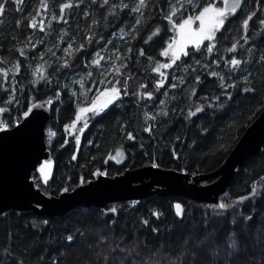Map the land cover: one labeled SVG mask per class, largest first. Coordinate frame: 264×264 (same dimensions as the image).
<instances>
[{
  "label": "trees",
  "instance_id": "obj_1",
  "mask_svg": "<svg viewBox=\"0 0 264 264\" xmlns=\"http://www.w3.org/2000/svg\"><path fill=\"white\" fill-rule=\"evenodd\" d=\"M44 2L47 11L41 0H25L15 11L10 0L0 18V107L5 109L0 124L11 129L34 105L50 108L46 131L56 133L48 143L52 173L47 184L36 171L32 175L48 197L154 164L192 177L212 175L264 111V25L255 19L247 33L242 27L252 12L264 18V1L247 0L216 34L212 53L206 51L209 41L199 51L192 46L175 65L161 68L163 77L154 69L171 64L163 53L175 38L166 16L180 9L172 17L178 24L211 0H149L142 13L131 11L138 0H123L128 5L123 10L113 7L121 0L105 6L102 0H71L73 8L64 11L67 23L59 16L60 5L69 0ZM33 17L36 28L29 27ZM233 44L237 51L230 53ZM97 52L104 57L99 66L92 63ZM231 58L241 65L233 69ZM162 79L164 86L157 88ZM113 87L120 89L115 102L76 122L81 108ZM149 92L151 99L141 95ZM198 107L203 111L189 117ZM129 133L135 139H128ZM117 152L123 155L116 157ZM97 171L106 174L96 176ZM254 190L253 198L233 207ZM177 203L182 216L176 215ZM220 203L230 207L219 209ZM0 264H264V146L237 170L217 204L155 194L104 208L79 207L60 217L10 210L0 216Z\"/></svg>",
  "mask_w": 264,
  "mask_h": 264
},
{
  "label": "water",
  "instance_id": "obj_2",
  "mask_svg": "<svg viewBox=\"0 0 264 264\" xmlns=\"http://www.w3.org/2000/svg\"><path fill=\"white\" fill-rule=\"evenodd\" d=\"M233 2L234 0H228L229 4ZM244 2L245 0H240L237 9ZM50 112L49 107L36 106L18 126L0 131V216L10 210H18L60 217L79 207L104 208L112 203L137 202L155 194L179 195L196 202L217 204L220 195L225 193L233 181L237 170L247 160L258 155L264 146L263 111L225 164L212 175L192 177L175 170L144 167L129 170L113 178L101 176L98 180L59 198L48 197L37 189L32 175L41 162L51 159L45 137ZM21 145L27 147L25 152ZM209 180L215 182L202 185V182ZM158 186L165 190L162 192L161 188H157V193L153 191ZM254 196L252 194L239 199L233 207Z\"/></svg>",
  "mask_w": 264,
  "mask_h": 264
},
{
  "label": "snow or ice",
  "instance_id": "obj_3",
  "mask_svg": "<svg viewBox=\"0 0 264 264\" xmlns=\"http://www.w3.org/2000/svg\"><path fill=\"white\" fill-rule=\"evenodd\" d=\"M10 2V0H0V18H2L5 14V5L8 4ZM93 2L95 3L96 0H93ZM148 2L149 0H138V3L136 4V6L134 8L131 9V11L136 12V13H142L147 7H148ZM11 3L17 5V7L15 8V11H21V7H19L20 5H23L25 3V0H11ZM189 3H191V0H189ZM109 4V0H102L101 6H105ZM240 5V0H234L233 3L229 4L228 0H222V6H217L216 5V0H212L211 3L206 4L205 6L202 7V9L199 11V13L197 15H195L194 17L189 15L187 18H185L183 21H181L179 24H177L172 17L176 16L177 12L180 10L176 7L173 8L171 15L166 16V19L173 24V28L174 29H178V36H179V40H176L175 38H173V41L170 42L168 44V50H166L163 55L165 57L169 56V53H171V64L165 63V64H161L158 65L154 70L159 73L162 77L164 76V73L161 72V68L164 69H168L170 67H172V65H175L177 61H179L181 59V56H187L189 53L186 50L188 45H192L194 47V49L196 51L200 50V47L202 45V43L204 41H209V46L207 47L206 51L208 53H212L214 48L216 47V45L214 43H211L212 41H214L216 39V34L218 32H220L223 28L224 25L226 23V21L229 19V16L231 14H235L237 11V7ZM40 7L44 10L47 11V4L44 2V0H41V5ZM76 7H79V3L76 4ZM114 8H120L121 10L128 8V5L126 3H123V0H121V2L119 4H115L113 5ZM182 7V5H181ZM73 8V3L71 2V0H69V2H65L62 3L60 5V13L61 15L59 16V20L67 23V20L64 17V11L65 9H71ZM37 15H40V13L38 12ZM53 20H56L57 17L56 16H52ZM255 19H259V23L261 25H264V18H260L257 17L256 12H252V14L247 15L246 18L243 19V29L245 30V32L247 33V30L250 27V23L254 22ZM198 21V27H196L195 29H193L192 25ZM50 26V25H49ZM29 27L32 28H36L37 27V20L35 17H33L30 21ZM39 29L40 31H44V21L43 19H41L40 24H39ZM156 32H159V29H156ZM152 37L149 36L148 40H150ZM91 39V38H89ZM244 39H247V35L244 36ZM148 40H146L145 42L147 43ZM29 42H31V37H29ZM83 45H80V49H83ZM72 48V45L69 44L68 47L64 50L66 54H68L69 50ZM18 51L20 52V55L23 56L25 55V52L23 49H18ZM129 52H131V49H128ZM228 52H235L237 51V46L236 44H233L232 47H230L229 49H227ZM140 55H144V51L143 49L140 50ZM96 56L99 57V59L93 60L92 63L99 66L100 61L104 59L103 56H100V53L97 52ZM227 63L233 68H237L241 65V60L236 59V58H231L230 60L227 61ZM217 64H219V61H217ZM67 66V62H65V65ZM17 68L19 67V65L17 64L16 66ZM114 71L117 72V74H119V70L118 69H113ZM213 76H218L219 74L216 72H212L211 73ZM5 75H7V73H5ZM91 75V74H89ZM221 79H223V77H221ZM196 82L199 83V77L196 78ZM116 83H119V81H117ZM83 82H81V87H83ZM164 86V80H160L157 83V88L163 87ZM172 87H176L175 84L172 85ZM230 87H235V85H230ZM244 92H251L254 91V89L252 88H244L243 89ZM110 92L113 94L114 99H118L119 98V94H120V89L113 87L110 89ZM108 91L101 93V95H108ZM194 94V93H193ZM141 95H144L146 98L151 99L152 98V93H142ZM98 99V98H97ZM48 103H51V101H48ZM107 105H105L106 107ZM35 107V105H34ZM5 109L0 108V112H4ZM203 108H197L195 111H190L188 113L189 117L191 116H195L197 115L198 112H202ZM91 112L94 116L95 115H100L101 114V110L97 109V105L96 102L93 101L91 107L88 108H81L80 109V113H88ZM27 115V113H26ZM164 115H167V113H164ZM81 120V116L77 115L76 117V122H79ZM71 127H75V124H73ZM84 128L88 127L87 122L85 121L83 124ZM0 130H7V125L6 124H0ZM145 131H151L150 128H146ZM50 136H55L56 133L54 132H50L49 133ZM128 139H135V137L132 136L131 133L128 134ZM76 144L79 145L80 144V140L77 138L76 139ZM123 154L121 152H117L116 153V157H121ZM116 157L113 156H109L108 159H116ZM73 159H75V156L73 157ZM117 162H120L119 160H117ZM51 165V161H46L44 162V164L39 168V172L41 174H43V182L45 184H47L48 182V176L46 173V169L48 167H50ZM153 167H158V165H153ZM106 173L101 172V171H97L94 175L96 176H101V175H105ZM81 183H83V181H81ZM64 192H68V188H64L63 189ZM253 195H255V190L253 191ZM175 210H176V215L177 216H182L183 215V208L181 206V204L177 203L175 204ZM219 209H227L230 207V205L225 204V203H220L218 205ZM111 211L113 213L116 212V209L113 208L111 209ZM154 216H156L157 218L160 217L161 213L159 212H154L153 213ZM249 219H251V217H249ZM145 224H148V221L145 220L144 221ZM68 241H72L73 237L72 236H68Z\"/></svg>",
  "mask_w": 264,
  "mask_h": 264
},
{
  "label": "rangeland",
  "instance_id": "obj_4",
  "mask_svg": "<svg viewBox=\"0 0 264 264\" xmlns=\"http://www.w3.org/2000/svg\"><path fill=\"white\" fill-rule=\"evenodd\" d=\"M211 2H212V0H211ZM210 2V3H211ZM216 5L217 6H222V0H216ZM202 9V8H201ZM201 9H199L195 14H186L185 15V17L181 20V21H183L185 18H187L189 15H191V16H195V15H197L198 13H199V11L201 10ZM180 21V22H181ZM179 22V23H180ZM178 23V24H179ZM198 24H199V22L198 21H196L193 25H192V27H193V29H195L196 27H198ZM175 39L176 40H179V36H178V29H175ZM206 42H208V41H204L203 43H202V45H204ZM201 45V46H202ZM190 47H192V45H188L187 46V48H186V50L188 49V48H190ZM168 50V49H167ZM168 58H170L171 59V53H169V56H168ZM106 91H108V95H101V93H104V92H106ZM100 93V95H99V97H98V99H96L95 100V102H96V105H97V109H99V110H101V111H103V110H105L106 108H108L113 102H115L117 99H114V97H113V94L110 92V89H107V90H105V91H102ZM120 95V94H119ZM105 105H107L106 107H105ZM1 108V107H0ZM1 113L2 112H0V115H1ZM84 114L85 113H80L79 115L81 116V119H83L84 118ZM14 121V120H13ZM12 121V122H13ZM2 124H6L7 125V127H8V123H2ZM75 126H77V124L75 125ZM73 129H76V128H73ZM51 131H45V137H46V140H47V146H49V142H51L54 138H55V136H50L49 135V133H50ZM47 160H45V161H43V162H41V164L38 166V169H37V171H36V173H37V176H39V177H42L43 179H44V177H43V174H41L40 172H39V168L44 164V162H46ZM48 161H51V160H48ZM115 161H117V159H115ZM52 168H53V163H52V161H51V165H50V167H48L47 169H46V173H47V176H48V179L50 178V176H51V173H52ZM34 181V180H33ZM159 194H161V193H159Z\"/></svg>",
  "mask_w": 264,
  "mask_h": 264
},
{
  "label": "bare ground",
  "instance_id": "obj_5",
  "mask_svg": "<svg viewBox=\"0 0 264 264\" xmlns=\"http://www.w3.org/2000/svg\"><path fill=\"white\" fill-rule=\"evenodd\" d=\"M22 122V121H21ZM20 122V123H21ZM19 124H17L16 126H18ZM47 125V124H46ZM15 126V127H16ZM14 128V127H13ZM12 129V128H11ZM7 130H9V129H7ZM45 131H46V127H45ZM21 148H22V150L25 152L26 151V149H27V147L25 146V145H21ZM23 152V153H24ZM17 153H18V148H17ZM99 178H97V180H98ZM142 185V184H141ZM144 187V186H143ZM157 188H161V190H162V192H163V190H165L164 188H162V187H156L153 191H155L156 193L158 192V189ZM167 188V187H166ZM157 189V190H156ZM138 190H140V189H138ZM167 190H168V188H167Z\"/></svg>",
  "mask_w": 264,
  "mask_h": 264
},
{
  "label": "flooded vegetation",
  "instance_id": "obj_6",
  "mask_svg": "<svg viewBox=\"0 0 264 264\" xmlns=\"http://www.w3.org/2000/svg\"><path fill=\"white\" fill-rule=\"evenodd\" d=\"M246 1H247V0H245V2H246ZM261 1H264V0H259L258 3H260ZM245 2L243 3V5L245 4ZM243 5H242V6H243ZM242 6H241V7H242ZM241 7H240L239 9H237L236 13L241 9Z\"/></svg>",
  "mask_w": 264,
  "mask_h": 264
},
{
  "label": "built area",
  "instance_id": "obj_7",
  "mask_svg": "<svg viewBox=\"0 0 264 264\" xmlns=\"http://www.w3.org/2000/svg\"><path fill=\"white\" fill-rule=\"evenodd\" d=\"M1 131H4V130H1Z\"/></svg>",
  "mask_w": 264,
  "mask_h": 264
}]
</instances>
